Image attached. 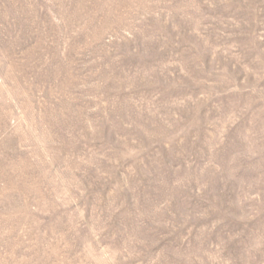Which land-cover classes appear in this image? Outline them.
Here are the masks:
<instances>
[{
  "label": "rangeland",
  "instance_id": "374dc122",
  "mask_svg": "<svg viewBox=\"0 0 264 264\" xmlns=\"http://www.w3.org/2000/svg\"><path fill=\"white\" fill-rule=\"evenodd\" d=\"M0 264H264V0H0Z\"/></svg>",
  "mask_w": 264,
  "mask_h": 264
}]
</instances>
